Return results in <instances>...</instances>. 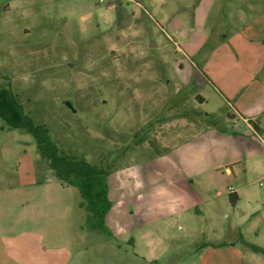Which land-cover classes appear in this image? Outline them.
<instances>
[{"label":"rangeland","instance_id":"obj_1","mask_svg":"<svg viewBox=\"0 0 264 264\" xmlns=\"http://www.w3.org/2000/svg\"><path fill=\"white\" fill-rule=\"evenodd\" d=\"M1 88L112 168L110 237L0 116V221L25 223L0 234L28 264H264V0H0Z\"/></svg>","mask_w":264,"mask_h":264},{"label":"trees","instance_id":"obj_2","mask_svg":"<svg viewBox=\"0 0 264 264\" xmlns=\"http://www.w3.org/2000/svg\"><path fill=\"white\" fill-rule=\"evenodd\" d=\"M0 116L10 127L23 128L32 134L36 138L44 163L54 170L61 184L74 186L79 190V207L87 212V226L97 232L109 233L110 237L116 235L106 223V214L113 204L108 181L112 168L100 166L62 150L51 137L45 124L35 122V119L27 114L10 88L0 89ZM249 122L256 131H260L261 127L257 121L249 119ZM238 199L237 192L230 193L229 200L233 205Z\"/></svg>","mask_w":264,"mask_h":264},{"label":"crops","instance_id":"obj_3","mask_svg":"<svg viewBox=\"0 0 264 264\" xmlns=\"http://www.w3.org/2000/svg\"><path fill=\"white\" fill-rule=\"evenodd\" d=\"M260 100H263V98H261ZM263 102H264V100H263ZM239 112L244 116V117H242L244 123L252 126V124L249 122V119H251V118L244 115L242 111L239 110ZM252 128H253V126H252ZM260 130H261V128H260ZM233 191H235V190L233 189ZM2 222L3 223L5 222L4 225H6L7 229L13 228L14 226L18 227L19 226L18 224H21L20 225V227L22 228L21 232H24L23 231V229H25V223L24 222L23 223L17 222L16 224L13 221L8 222V221L3 220ZM2 222L0 221V227H3ZM110 228L112 229V227H110ZM29 244H30V242L23 235H15L14 236V235H6V233L0 234V264H28L26 262V260H23V259L25 257L24 255H26V253H27V247ZM48 248L49 247L47 245V246H45L44 250L47 251ZM49 254H50V256H49ZM49 254L46 255L45 252H43V255H41V253H39V255L41 257L34 254L33 263L37 262V264H45V261L50 258V261L47 260L48 264H58V262H55V260L53 259L52 251ZM51 254H52V256H51ZM46 256H48V257L46 258Z\"/></svg>","mask_w":264,"mask_h":264}]
</instances>
